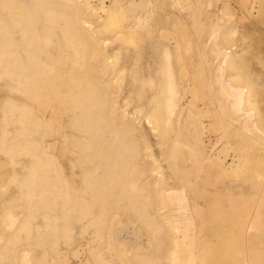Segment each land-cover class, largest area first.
<instances>
[{"label": "rangeland", "instance_id": "1", "mask_svg": "<svg viewBox=\"0 0 264 264\" xmlns=\"http://www.w3.org/2000/svg\"><path fill=\"white\" fill-rule=\"evenodd\" d=\"M68 68L108 78L136 134L133 197L107 214L59 101ZM0 264H264V0H0Z\"/></svg>", "mask_w": 264, "mask_h": 264}, {"label": "bare ground", "instance_id": "2", "mask_svg": "<svg viewBox=\"0 0 264 264\" xmlns=\"http://www.w3.org/2000/svg\"><path fill=\"white\" fill-rule=\"evenodd\" d=\"M12 1L9 0L10 3ZM14 4H17V3H14ZM13 15L18 17L19 19L17 20L18 22L24 21L27 24L35 23L37 20L36 17L30 12V10L26 9L23 6L19 7V12L13 13ZM67 18L68 16H66V22H67ZM64 33H65L67 44L71 45L72 48H75V51L77 49L84 50V48L81 47L84 45H82L83 41L79 39L77 28L68 29L67 27L65 28ZM31 35L35 36V33H32ZM9 38L10 37H6V40H7L6 45L8 47H9L8 42L10 40ZM86 43L90 44L91 42H86ZM3 44L4 42H2L1 44L2 47H3ZM94 44L95 43H93V45ZM93 45L91 44L90 46H93ZM97 45L99 44H96L95 46ZM85 46L88 48L89 45H85ZM13 52L14 50H12L10 54H13ZM227 56L228 57L226 59L230 57V54H227ZM105 60L106 59H104V61ZM105 63L107 64V61ZM37 65L40 66L41 63L39 65V62H38ZM103 66H104L103 68H105L107 65L105 66L103 63ZM72 69L73 68L64 69L62 71L63 72L62 75H60L61 86L66 85L67 87L66 89H63V88L59 89L58 91L59 101L61 105L64 106L66 105L65 104L66 97L69 96L70 98L67 111L69 112V115H70L68 116V118H69L70 127L72 129L71 136H73L75 139V142H74L75 146H77V148L79 147L78 148L79 153L77 152V150L75 152H77L78 154H82L83 158L85 160H88V161H85L86 163H88V165L89 163H93L92 166H88L87 168L84 167L83 180L85 179L88 181L90 180L91 182L90 191H92L93 193L92 194L93 196L91 195V198L94 197L93 199L95 200V201L94 200L92 201L93 203L96 202L100 205L99 206L100 214L101 212L106 213V211H108L109 208L113 206V204L117 203V205H120L118 204V202L121 203L120 202L121 200H123L124 198H129L130 196L133 195L132 193H134L133 192L134 189H131L133 191H130L127 189V187L128 185H132L134 188L136 185L135 181L132 180V177H130L133 171L132 170L133 167L134 166L136 167L134 163H137V159H136L137 157L134 158V160H136L135 162L132 158V153L133 154L135 153V151L133 150H135L134 141L136 140L135 138L136 134L132 133V135H134V138L133 137L131 138L132 135L130 133L132 132L131 131L132 126H129L127 121L125 122V120L122 119L123 117L121 115H119V117L118 116L116 117V114H115L114 116V112L117 111L116 110L117 107L115 104L113 105L111 103V106L109 104L110 108H108L109 107L108 103L110 102L108 101L110 97L109 94L110 95L112 94L111 92L107 91V89L109 88L108 86L111 84L110 80L108 78L103 79V77H99V76L97 77L93 75V73L90 74L86 72L85 70L84 72L76 71L71 75V78L69 80L65 79L63 77V74L65 72H70V70ZM77 69H79V67ZM105 70L107 71V68H105ZM45 75L47 74L45 73ZM45 75L41 76V78H38V79L32 78L30 82L29 80L28 81L26 80V82L24 83L27 85L29 84L34 88L41 87L47 84ZM164 86H166L165 83H164ZM166 91L169 92V86ZM241 96L242 94L239 92V94L237 95V99H239V101H241V98H242ZM112 101L113 100H111V102ZM165 101H167L166 103H168L167 105H169V93H168V96H166ZM168 115H169V112H168ZM156 117H158V114H156ZM167 117L170 118L169 116H166L165 118ZM64 120H65L64 115L61 114L60 119H59V123H60L59 134H61V136L63 135L64 139H66L67 137L65 138V136L69 135V132L64 130L65 128ZM115 121L116 122L118 121V122L115 124L114 123ZM128 134H130L131 136L128 137L129 136ZM134 155H136V153ZM75 159L76 158L73 157L72 159H70V161L74 162ZM131 159L133 160L132 162L134 163H131ZM48 161L46 162L48 163ZM64 161L65 160L61 158L59 160V163H57L58 169H59V176L57 175L59 194L61 195L63 199L67 201H74L77 204L78 198L76 196L73 197L69 191L70 185L69 183H67V175L65 173ZM98 169H100L99 172L97 171ZM140 176L141 175H139V177ZM139 177H137V179ZM146 181H147V185L150 184V181L148 180ZM142 185H141V188L142 189L145 188L144 184ZM141 188H139V191ZM208 196L209 195L207 194V197ZM79 199L82 200L81 198ZM80 202L82 201H79L78 204ZM84 205H85V202H84ZM84 205L82 204L81 206L82 210L86 211L88 209L87 212L89 213L90 216L94 218V215L96 213L93 210V207H94L93 204L88 206V208L86 205L85 206ZM113 208L115 207L113 206Z\"/></svg>", "mask_w": 264, "mask_h": 264}]
</instances>
